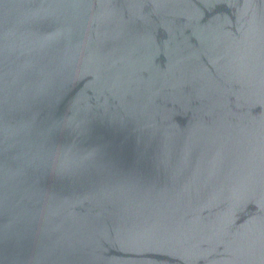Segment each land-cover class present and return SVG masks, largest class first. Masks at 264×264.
<instances>
[{"label": "water", "instance_id": "water-1", "mask_svg": "<svg viewBox=\"0 0 264 264\" xmlns=\"http://www.w3.org/2000/svg\"><path fill=\"white\" fill-rule=\"evenodd\" d=\"M0 264H264V0H0Z\"/></svg>", "mask_w": 264, "mask_h": 264}]
</instances>
